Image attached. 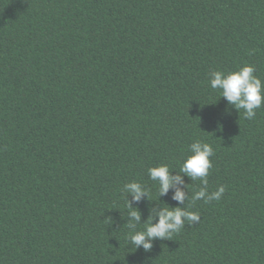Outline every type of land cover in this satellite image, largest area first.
I'll list each match as a JSON object with an SVG mask.
<instances>
[{"label":"trees","instance_id":"obj_1","mask_svg":"<svg viewBox=\"0 0 264 264\" xmlns=\"http://www.w3.org/2000/svg\"><path fill=\"white\" fill-rule=\"evenodd\" d=\"M245 64L264 80V0H0V264H264V107L245 119L209 76ZM196 140L225 193L136 249L124 185L149 189L144 230L178 205L148 169Z\"/></svg>","mask_w":264,"mask_h":264},{"label":"clouds","instance_id":"obj_2","mask_svg":"<svg viewBox=\"0 0 264 264\" xmlns=\"http://www.w3.org/2000/svg\"><path fill=\"white\" fill-rule=\"evenodd\" d=\"M254 65L245 64L238 70L225 73L220 70H213L209 73L210 86L214 90H220L221 97L238 110L247 120H252L257 114V110L264 107V80L256 74ZM189 155L179 168L177 174L173 175V170L168 164H161L148 169V175L152 181L158 182L159 196L166 195L170 189H175L173 200L178 202L175 207H162L155 215L150 216L144 224V230L137 231V225L141 221V212L138 207H133L132 201L137 204L147 197L149 199V189L139 181L126 183L123 191L130 194L131 201H128V217L130 222L127 227L131 230L129 240L136 249L143 247L145 251L153 248V241L156 239H170L174 233H178L185 227L186 222L195 224L201 217L198 212L190 211L185 205V201L204 200L205 203L218 201L225 193V186L221 185L218 190L208 191V176L212 168L211 157L214 156L212 145L203 140H196L189 146ZM192 181L199 180L201 187L198 191L186 194L183 188L177 185L184 184V176ZM189 190V185H187ZM158 216V222H154Z\"/></svg>","mask_w":264,"mask_h":264}]
</instances>
